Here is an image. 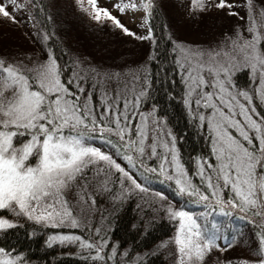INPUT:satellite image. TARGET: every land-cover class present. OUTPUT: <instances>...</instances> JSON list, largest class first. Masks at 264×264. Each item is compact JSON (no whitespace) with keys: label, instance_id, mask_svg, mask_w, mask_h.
Listing matches in <instances>:
<instances>
[{"label":"snow or ice","instance_id":"6c2138e0","mask_svg":"<svg viewBox=\"0 0 264 264\" xmlns=\"http://www.w3.org/2000/svg\"><path fill=\"white\" fill-rule=\"evenodd\" d=\"M76 3L97 23L111 21L124 35L156 44L150 25L154 0H115L112 5L121 13L146 12L143 35L122 25L98 0ZM240 6L244 16L233 11L237 5L228 0H191L190 10H227L244 24L236 25L233 34L214 47L177 43L174 49L184 85L182 103L196 127L203 129L209 149L190 158L191 175L176 136L155 116V106L141 111L151 98L147 74L96 68L83 72L79 65L69 71L51 49L37 60L12 62L0 57V232L18 226L12 217L87 231L95 194L111 192L113 184L125 193L145 192L139 176L150 173L160 183L171 184L178 201L187 196L205 207L234 210L248 220L257 241L253 250L257 259L251 264H264V115L258 111L264 108V3L242 0ZM24 7L23 0H0V18L19 24L16 13ZM148 59H155L151 51ZM244 72L249 84L241 89L235 77ZM163 211L177 229L163 246L176 248L177 264H203L217 249V234L224 226L198 222L207 217H194L183 203L178 210L169 203ZM92 232L86 238L55 235L49 246H75L85 264L116 259L118 249L109 248L101 229ZM219 250L226 251L227 246ZM0 264L18 260L0 249Z\"/></svg>","mask_w":264,"mask_h":264},{"label":"trees","instance_id":"16d2710c","mask_svg":"<svg viewBox=\"0 0 264 264\" xmlns=\"http://www.w3.org/2000/svg\"><path fill=\"white\" fill-rule=\"evenodd\" d=\"M24 1L30 28L33 26L38 29L41 38L48 37L47 40L41 39V44L46 52L51 49L59 63L62 66H67L69 71L76 65H79L83 72H87L90 68H96L93 63H88L91 61L88 56L80 60L76 54L71 52L75 51L76 47L71 50L66 49V42L76 43L79 31H82L81 24L77 21L76 11L73 9V6L79 7L76 0H32L30 4L27 3V0ZM55 1L60 4L65 2L69 8L68 13H72L65 15L68 26L63 37L60 32L58 34L55 32L51 21H49L50 10L58 9ZM166 12L165 0L159 2L154 0L150 25L154 31L156 44L150 43L151 47L148 52L139 50L131 65L134 66L133 69L136 72L147 74L152 82L149 88L151 98L142 104L141 111L149 112L155 106V116L161 119L166 128L176 136L182 160L186 163L191 175L193 165L190 158L194 160L200 155H205L209 149L202 134L203 129L196 127L194 119L190 117L182 103L184 85L174 63L176 44L170 32V26L174 20L173 16ZM91 39L96 40L92 34L89 35V41ZM115 40L116 38L112 39L108 33L106 38L100 35L99 41L102 44L105 42L110 44L115 43ZM87 48L89 51L93 49L89 44ZM102 51L100 48L95 55L100 56ZM150 51L155 56L154 60L148 59ZM28 55L30 58L38 57V51L32 48L28 51ZM77 60L85 66L80 65L81 63L76 62ZM235 81L238 88L246 89L249 84L247 72L237 74ZM258 111L264 115V108H259ZM148 163L154 165L156 162L149 161ZM137 175L139 176V173ZM145 176H139L143 182L174 194L171 184L160 183V180L150 173H145ZM110 187L111 192L95 194L96 205L93 207L91 215L93 219L86 226L87 231L46 227L43 224L19 218L18 222L16 221L17 227L0 232V249L11 253L13 257L30 262V264H85V261L80 259L81 253L78 248L58 243L49 246V240L52 236L69 233L86 238L89 235H94L92 229L100 228L101 235H104L109 242V248L118 249L116 259L109 261L108 264H137V261L139 264H169L162 243L175 230L176 222L170 221L162 209L153 211L145 208L146 202L141 201L135 191L122 192L119 184H113ZM117 196L121 198H116ZM182 202L193 205L194 209L196 206H204V202H194V198L190 199L187 196L183 197ZM151 208L157 209L158 207ZM224 211L229 210L224 209ZM222 212L223 210L219 207H210V209H206L205 216L210 215L209 222L213 218L215 222L220 223L223 217L225 219ZM231 212L233 215L226 216L225 223L229 224L231 221V223L237 224L242 219L241 215L235 213L234 210ZM212 214L215 217H212ZM243 220L245 221H242V227L247 229L248 235H254L256 229L248 220ZM253 239L257 244L255 235ZM217 248L221 249L222 247ZM105 253L108 254L107 249Z\"/></svg>","mask_w":264,"mask_h":264},{"label":"rangeland","instance_id":"374dc122","mask_svg":"<svg viewBox=\"0 0 264 264\" xmlns=\"http://www.w3.org/2000/svg\"><path fill=\"white\" fill-rule=\"evenodd\" d=\"M159 1L161 0H157V2ZM23 2L25 3L24 0ZM114 2L115 0H98L99 6L107 8L114 17L120 20L122 25L137 35H143L146 29L141 27V24L143 23V18L146 16V12L127 10L126 12L121 13L112 6ZM228 2L237 5L233 11L238 12L240 16L245 15V8L240 6L242 0H228ZM56 3L58 9L50 10L49 21H51L55 32L57 34L60 32L63 37L66 27L68 26L65 20V15L72 13H68L69 8L65 2V5L58 2ZM256 3H264V0H256ZM165 6L167 12L173 16L174 21L172 22L173 24L171 23L170 32L175 44L180 43L187 47H214L218 42L225 38L226 34L232 35L236 25L244 24V21L239 20L238 17L227 15V10H217L214 7H211L204 12L190 10L191 0H165ZM73 9L76 11L77 21L81 24L82 31H79L76 43L70 41L66 42V49L71 50L73 47H76L75 51H71L73 54H76L80 60L81 58L83 59L88 56L91 59L88 63H93L96 66V69L103 72H123L127 74L131 70L135 71L133 69L134 66L131 65V63H133V60L137 57L139 50L148 52L151 47L150 42L139 41L133 37L124 35L119 29H116L111 24V21L97 23L87 13L81 11L79 7L76 8L73 6ZM9 11H12L11 7H9ZM16 17L21 23L13 24L8 20L0 18V57L12 62L21 60L28 61L30 58L28 51L33 48L38 51V57H33L31 59H43V53H46V51L41 44L42 38L40 32L38 29L33 28V26L30 28V22H28L25 7L16 13ZM108 33L112 39L116 38L115 43L108 44L105 42L103 45L99 41L100 35L106 38ZM90 34H92L96 40L91 39L89 41ZM245 35H247V33H245ZM88 44L93 47L90 51L87 48ZM100 48H102L103 51L101 55L97 57L95 53ZM76 62L81 63L79 60ZM80 65L85 66L82 63ZM126 70L128 71L126 72ZM138 182L148 189L145 192L134 190L137 193L138 198L141 201L146 202L147 205L145 208H149L153 211L160 209L163 210V207L172 203L174 209L178 210L180 204L183 203L182 201H178L174 194H171L166 190H159L153 185L143 182L140 177ZM157 193L165 195L168 199L161 201L157 196ZM71 198V194H69V199ZM154 206L158 208L155 209ZM199 209L204 210L197 211ZM206 209H210V207L196 206L194 209L193 205L185 204V210L189 211L197 218L205 216ZM222 210L224 211V209ZM228 210L232 211L231 209ZM206 217L207 220H199L198 222L207 226H210L213 223L224 226L222 231L217 234L218 238L216 244L217 247L220 246L222 248L227 246V250L220 251L218 248L213 249L210 254L206 256L203 264H221L222 261L230 262V264H251V262L256 261L257 257L253 254V250L257 247V244L253 239L254 235H248L247 229L242 227V221L245 220L240 219L237 224H233L230 221L229 224H227L225 223L227 220L226 216L225 219L224 217L222 218L220 223L215 222V219L213 218L209 222L210 215H206ZM212 217H215V215L212 214ZM11 219L16 223L19 218L12 217ZM92 219L93 217H90V223ZM176 231L177 229L175 227L172 234L163 241L162 246L173 238ZM234 237L235 239H233ZM227 238L229 239L228 241ZM162 248L167 256L169 264H177L178 257L176 255V248L171 244L163 246ZM17 260L18 264H30V262L18 258Z\"/></svg>","mask_w":264,"mask_h":264}]
</instances>
